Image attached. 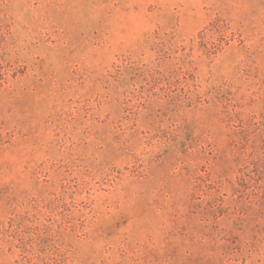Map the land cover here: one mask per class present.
Returning <instances> with one entry per match:
<instances>
[{"label": "rangeland", "instance_id": "obj_1", "mask_svg": "<svg viewBox=\"0 0 264 264\" xmlns=\"http://www.w3.org/2000/svg\"><path fill=\"white\" fill-rule=\"evenodd\" d=\"M0 264H264V0H0Z\"/></svg>", "mask_w": 264, "mask_h": 264}, {"label": "trees", "instance_id": "obj_2", "mask_svg": "<svg viewBox=\"0 0 264 264\" xmlns=\"http://www.w3.org/2000/svg\"><path fill=\"white\" fill-rule=\"evenodd\" d=\"M15 75L16 72L9 71L8 66L0 64V85L7 80L8 76L14 78Z\"/></svg>", "mask_w": 264, "mask_h": 264}]
</instances>
